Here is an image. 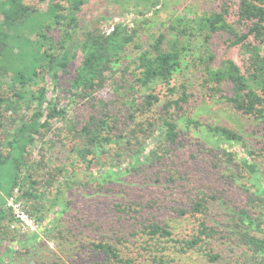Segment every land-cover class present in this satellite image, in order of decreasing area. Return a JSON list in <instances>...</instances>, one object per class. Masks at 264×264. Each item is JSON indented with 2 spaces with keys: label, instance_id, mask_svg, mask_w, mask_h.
Returning <instances> with one entry per match:
<instances>
[{
  "label": "trees",
  "instance_id": "16d2710c",
  "mask_svg": "<svg viewBox=\"0 0 264 264\" xmlns=\"http://www.w3.org/2000/svg\"><path fill=\"white\" fill-rule=\"evenodd\" d=\"M27 1L0 0V236L7 237L14 219L8 201L15 190L27 202L33 191L43 200L50 195L41 210L30 211L24 202L28 215L39 214L42 235L55 230L61 236L67 226L72 240L89 235L91 256L84 264H188V256L197 264H222L230 256L235 264H264V0H234V8L223 3L201 16H177L170 38L160 33L145 44L138 28L123 21L108 29L84 25L90 0H33L40 7ZM165 1L136 3L156 13ZM216 35L227 37V51L248 56L243 66L227 56L213 64L208 47ZM197 61L202 84L211 85L210 101L246 125L261 126V140H243L254 137L248 127L232 131L197 120L212 104L191 102L187 81L179 82L189 79L183 75ZM107 81L120 91L116 107L94 98ZM160 85L166 94L158 116L135 122L136 113L159 106ZM61 96L70 103L60 106ZM77 103H89L92 112L82 121L67 120V109ZM124 109L132 123L126 130L119 119ZM57 120L64 122L58 141L65 148L57 159L67 164L53 162L48 149L30 164ZM182 127L200 139L191 140L200 153L190 157L211 158L207 181L192 180L198 172L183 168L188 163L179 153L188 140L180 139ZM248 143L261 145L259 153ZM80 163L89 169L84 180L64 167ZM232 186L243 194L238 202H232ZM76 188H87L86 198L106 212L94 215L89 202L85 214H73L69 196ZM39 236L21 240L0 264L29 255ZM41 264L66 263L55 258Z\"/></svg>",
  "mask_w": 264,
  "mask_h": 264
},
{
  "label": "rangeland",
  "instance_id": "374dc122",
  "mask_svg": "<svg viewBox=\"0 0 264 264\" xmlns=\"http://www.w3.org/2000/svg\"><path fill=\"white\" fill-rule=\"evenodd\" d=\"M137 0H90L87 7L85 8L83 14H82V21L84 25L87 26H96L100 29H108L110 26H112L116 22L123 21L127 23L129 26H134L138 28V31L140 33V42L142 44H145L148 41L149 36H156L160 33L166 34L167 38H170L173 33L168 28L170 21L173 22L175 20V17L181 16H201L204 12L212 9H217L219 6H221L223 3H227V5H230L231 8L233 7V3L236 1L234 0H166L163 6L156 12L152 13V10H149V5L145 6H139L137 3ZM27 4L31 6L40 7V5L37 4L36 1L28 0L26 2ZM42 9H44V5L41 6ZM138 13H143L142 16H138ZM189 16V17H190ZM231 20H235V18L232 17ZM226 41L227 37L225 35H216L213 37L210 46L208 47V50L210 53H212L216 60H214V65H217L219 62L227 57H231L239 66H243L244 62L248 59V56L241 50L237 48H232L230 50H226ZM250 41H252L250 39ZM261 54L264 55V47L262 48ZM189 62V57L186 58ZM207 59V58H206ZM207 61V60H206ZM209 62V61H208ZM186 63V60H185ZM213 64H210V66H213ZM188 70L185 72L183 76L189 78V82L187 79H183V77H179V82H183L184 80L187 81L186 85L188 86V92L192 95H194V98H191L192 101H206L207 105H211L210 109L202 116L196 117L197 120H200L201 123H210V124H217L226 128L231 129L234 131L237 127V125H241L242 128H249V133L254 134V137H246L243 140H261V126H256L253 124L252 126L246 125V123L235 116L229 115L225 113L224 111H221L217 107L219 105L213 104L210 101V97L212 95V92H210V86H205L202 84L203 78L201 75H203V66L200 65V63L197 61L195 64L189 63L187 66ZM117 79V77H116ZM183 79V80H182ZM182 80V81H181ZM116 83L115 81H107L103 87L95 94V99L102 100L105 103H110V105H115V107L119 104L118 98H121L120 91H118V94L115 92ZM225 88V87H224ZM156 93L159 94L161 97V101L159 102V106L155 107L154 111L151 112L148 111L144 113L143 115H139L140 113H136L135 122L140 121H150L151 122V116H158L157 113L160 112L163 96L166 94L165 87L160 85L156 87ZM215 99V98H214ZM69 97H60V106H66L69 102ZM91 101L95 102L93 99H90ZM96 103V102H95ZM196 103V104H197ZM195 104V103H194ZM120 105V104H119ZM89 103H77L76 107L74 105L70 108H73L72 110L69 108L67 109L68 114L66 119L71 118H79L81 121L85 120L87 116L90 115V112L92 110L89 109ZM111 107V108H112ZM123 109V108H122ZM224 109V107H222ZM217 110V111H212ZM226 110V109H224ZM128 116V112L126 109L122 111V113L119 115L120 119V129L126 130L127 127H132V123L130 121L126 120V117ZM63 121H54L51 124L52 132L48 137L45 138V142L41 145V148L43 149L42 152H37L33 154V156L28 160V162L31 164L33 160L38 161L41 157V155L45 154L46 150H49V154H51V158H53V162L60 163V164H67L65 161H62L59 158L58 155L63 154L65 148L62 146V143L58 140H62V136L58 134V131L60 132L62 130V126L64 124ZM255 132V133H254ZM121 134H124V132H121ZM181 140H188L186 142V149L180 150V153L182 155V158L187 161L188 164H185L183 168L187 171H190L191 173L198 172L195 179L192 180H199V178H202V180L199 182H202L203 180H206V177L203 175L205 173H209L208 170L210 168V163H208L211 158L206 155H198L197 159H192L189 155L191 151H194L195 154H199L198 152V145L197 143H192L191 140H200L197 138L192 131H190V128L182 127V135L180 136ZM49 140L51 142L49 143ZM123 140H127L123 139ZM51 143L53 146H51ZM249 144V143H248ZM249 150H256L259 153V150L261 149V145H251L249 144ZM39 148V147H38ZM37 148V149H38ZM51 148V149H49ZM60 158H63L62 155H60ZM66 166L67 170L70 172H76L81 180H84V175L88 173V170L85 168V165L80 163L79 165H76L74 168L72 166L64 165ZM193 167V168H192ZM37 176L40 179V173L37 174ZM36 177V176H35ZM22 178H25V173L22 174ZM22 179V180H23ZM83 182V181H81ZM221 182V180H220ZM225 182V181H224ZM245 182V181H244ZM226 184V182H225ZM239 184H242V180L239 181ZM232 190V202L241 200L243 194H241L239 187H234ZM237 188V189H236ZM239 189V190H238ZM76 191L71 193L69 198L72 200V211L73 214L77 213L79 217L83 214H85L84 206L91 202L92 205L95 206L94 209H92V212L94 215L96 214H103V212H106L105 207L103 204L97 203L93 198H86L89 195V192L87 188H76ZM41 191H43L41 189ZM231 194H229L230 196ZM50 199V195L48 196V193H45L44 200L43 196L39 198L37 194L33 191H31V196H29L30 201L27 202L26 200L21 198V191L15 190L13 197L11 200L8 201L10 203V207L13 210L14 219L13 222L10 224L9 229L7 230V237L3 239L0 236V258L5 257L4 254L8 252L10 249H17L19 242L21 240H27L28 236L31 234H39V239H43L42 241H38L39 239H36L31 242V245L33 247L30 248V254L27 256H17V254H14L11 258L17 261L16 264H41L46 259H61L62 262L69 264L72 262V260H76L77 262H88L87 259L91 256L89 253L90 251L87 249V242L89 239V235L87 234V239H74L67 234V227H62L63 233L61 236L55 235V230L51 232L49 235H42V223L38 221L36 218L38 213L31 214L32 216L28 215L27 212L24 209V202L26 203V207L28 210H32V206H35L36 209L41 210L42 205L45 204V202ZM87 202H86V201ZM98 204V205H96ZM167 210H165L164 213H166ZM16 215V216H15ZM93 215V214H92ZM18 216H22V219ZM164 216H161L162 218ZM73 219H69V223L73 224ZM19 240V241H18ZM74 244L75 246L71 245ZM235 258V257H234ZM230 256L224 263L222 264H235V259ZM10 260V259H9ZM7 260L6 263L11 264L10 261ZM186 262L188 264H197L198 260L195 256H188L186 259ZM199 264V263H198Z\"/></svg>",
  "mask_w": 264,
  "mask_h": 264
},
{
  "label": "built area",
  "instance_id": "2783aa9c",
  "mask_svg": "<svg viewBox=\"0 0 264 264\" xmlns=\"http://www.w3.org/2000/svg\"><path fill=\"white\" fill-rule=\"evenodd\" d=\"M11 200V199H10ZM8 206H10V203H8ZM16 216V215H15ZM18 217H20L21 219H22V216H18Z\"/></svg>",
  "mask_w": 264,
  "mask_h": 264
}]
</instances>
